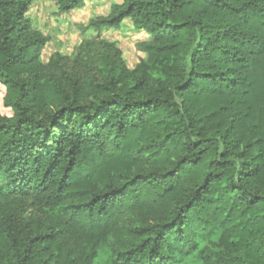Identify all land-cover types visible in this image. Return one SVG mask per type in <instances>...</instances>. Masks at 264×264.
<instances>
[{
	"label": "trees",
	"instance_id": "16d2710c",
	"mask_svg": "<svg viewBox=\"0 0 264 264\" xmlns=\"http://www.w3.org/2000/svg\"><path fill=\"white\" fill-rule=\"evenodd\" d=\"M28 11L0 0V264H95L112 237L115 264H192L214 236L210 264H264V0L114 5L91 24L152 40L92 99L40 83Z\"/></svg>",
	"mask_w": 264,
	"mask_h": 264
},
{
	"label": "rangeland",
	"instance_id": "374dc122",
	"mask_svg": "<svg viewBox=\"0 0 264 264\" xmlns=\"http://www.w3.org/2000/svg\"><path fill=\"white\" fill-rule=\"evenodd\" d=\"M24 1L28 4L26 18L30 21V30L47 38L40 51L41 63L37 68L40 83L54 81L70 89L69 82L74 79L82 95L92 99L96 91L90 85L108 81L113 58L121 61L127 71L134 70L142 59L147 58L139 43L148 42L152 37L136 29L131 19H125L116 29L91 24L98 17L108 16L114 5L122 4L124 0H86L82 8L70 12L60 11L57 0ZM5 90V86L0 88L2 94ZM24 204L25 215L42 214L31 206L29 199H25ZM135 221L136 217L132 219ZM215 242L217 236L203 240L192 264H210L206 253L218 250ZM121 243L116 237L103 243L98 249L95 264H115L113 250Z\"/></svg>",
	"mask_w": 264,
	"mask_h": 264
}]
</instances>
